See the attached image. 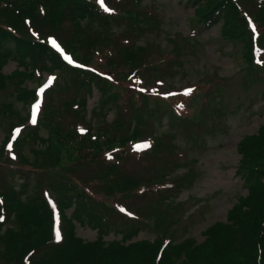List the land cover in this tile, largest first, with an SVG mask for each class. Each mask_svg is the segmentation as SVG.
I'll use <instances>...</instances> for the list:
<instances>
[{
	"label": "trees",
	"instance_id": "obj_1",
	"mask_svg": "<svg viewBox=\"0 0 264 264\" xmlns=\"http://www.w3.org/2000/svg\"><path fill=\"white\" fill-rule=\"evenodd\" d=\"M191 1L196 6L195 16L205 28L222 23L223 37L245 40V60L254 64L255 50L264 48V39L258 42L255 35L246 37L248 31L251 35V18L247 14L249 0ZM250 1L258 10V19L264 21V0ZM139 3L140 0H104V5L112 10L107 12L99 0H0V97L2 92L14 85L17 99L26 103L34 101L36 91L27 89L25 84L34 79L35 70H66L76 79L72 85L76 93L63 104L67 109L58 118L59 128L49 120H40L43 125L50 127V134L52 130L49 137H41L39 130H29L19 140L14 139L13 128L26 126L28 117L22 115L13 103L0 98V116L17 119L11 121L10 125L22 123L10 129L11 134L0 149L1 158L5 150L13 157L22 158L24 164L34 165L36 162L24 154L23 145L30 140L36 142L41 139L44 148L36 150L34 147L33 151L43 153L46 164L50 167L60 164L62 168L67 163L65 156L72 160V170L80 172L92 164H87L89 161L103 158L104 151H112L115 147V151H125L118 157L114 154L113 159L107 162L106 171L96 186H100V183L113 184L109 195L127 198L136 191L150 192L151 186L159 184L157 178L144 180L136 173L120 174L121 164L126 157L139 153L137 144L148 142L150 147L147 151L152 148L153 151L158 144L156 136L155 145L152 137L143 138L142 134L147 129L141 124L149 119V111L145 106H138L136 95L120 104V112L112 122H104L106 127L102 124V128H105L103 131L98 132L90 127L81 132L68 127L65 136L59 132L61 122L71 116L69 113L74 107H82L84 112L87 111L84 97H88L94 89L99 93L97 102H101V107L116 100L118 94L113 86L116 83L109 82L89 69L84 58L86 54L76 55L75 49L73 53L72 41L77 42L78 47L90 50L92 55L99 53L107 56L112 64L111 69H115L119 75L118 70L126 72L124 77L132 80L131 88L135 92L145 95L154 86L157 79L150 80L146 75L148 69L153 67L149 59L152 51L134 39L137 36L135 31L143 33L149 26V17H152L143 6H137ZM127 6H133L134 10L123 17L128 23V30L122 39L119 36L112 40L113 36L107 38L103 34L91 37L85 33L89 32L90 24L110 29L112 15L125 14L122 10ZM64 22H70L71 33L64 41V46L61 45L62 53L53 46L50 37L54 36L53 32L63 28ZM119 38L121 44L118 43ZM66 54L70 57L73 55V63L65 59ZM11 61L17 62L18 68L7 74L4 68ZM80 92L86 94L82 97V104L79 102ZM129 113L133 114L131 120L126 118ZM192 115L193 111L191 115H182L183 121ZM74 116L80 117L77 114ZM60 138L76 152L67 147L69 153L62 152L64 147L59 142ZM12 139L10 148L8 144ZM239 151L242 155L239 173L244 178L248 192L229 211L227 220L206 229L205 239L200 242L194 237L177 243L164 241V238L156 242L131 241L129 239L140 230L139 217L133 216L126 207L106 204L105 199L97 197L103 194L101 190H94L92 185L68 177V180L50 183V189L49 185L45 189L41 185L39 190L24 195L23 189L13 184L15 175L12 174L11 182H4L5 189L0 191V217H3L0 219V259L4 264H264V125H261L256 135L243 138ZM87 189L93 193L90 194ZM167 194L162 198L166 202L173 193ZM71 208L73 212L68 217L67 210ZM75 221L97 229V238L85 240L80 237L76 233ZM57 230L62 237L59 241L56 239ZM111 233L114 236L116 233L123 234L125 241L106 239L105 236Z\"/></svg>",
	"mask_w": 264,
	"mask_h": 264
},
{
	"label": "rangeland",
	"instance_id": "obj_2",
	"mask_svg": "<svg viewBox=\"0 0 264 264\" xmlns=\"http://www.w3.org/2000/svg\"><path fill=\"white\" fill-rule=\"evenodd\" d=\"M137 6H143L152 15L147 29L143 33L135 31L137 36L134 39L138 44L147 45L152 51L149 59L153 67L148 69L146 75L150 80L157 79L154 86L145 95L135 92L131 88L132 80L124 77L126 72L118 70L119 75L115 69H111L112 64L107 56L99 53L92 55L90 50L78 47L77 42L72 41L73 53L75 49L76 55L86 54L84 58L89 69L109 82L116 83L110 84L116 87L118 94L116 100L101 107V102H97L99 93L94 89L88 97H84L87 111L84 112L82 107H74L69 113L71 116L61 122L59 132L65 136L68 127L79 131H87L90 127L98 132L103 131L105 128H102V124L106 127L104 122H112L120 112V104L136 95L138 106H145L149 111V119L141 124L147 129L142 134L143 138L152 137L155 145L156 136L158 144L153 151V148L148 151L144 149L145 151L128 155L121 164L120 174L136 173V176L144 180L157 178L159 184L151 186L150 192L136 191L127 198L109 195L113 184L100 183V186H96L97 181L104 175L107 162L113 159L112 156L115 154L118 157L125 150L115 151L114 147L112 151H104L103 158L89 161L87 164H92L78 172L72 170L73 162L65 156L67 163L62 168L60 164H55V167L46 164L44 154L33 151L34 147L36 150L44 148L40 139L36 142L30 140L23 145L24 154L29 160L36 162L34 165H26L22 158H13L4 150L3 157H0V191L5 189L4 182H11L12 174L15 175L13 184L23 189L24 195L39 190L41 185H44V189L49 185L50 189V183L68 180V177L80 179L79 181L92 185L94 190H101L103 194L96 196L105 199L106 204L126 207L133 216L139 217L140 230L129 240L156 242L164 238V241L177 243L194 237L200 242L205 239L206 229L227 220L229 211L248 192L244 178L239 173L242 158L239 145L244 137L256 135L261 125H264V48L255 50L254 64L248 63L245 60L246 41L223 37L222 23L205 28L195 16L196 6L191 0H140ZM247 7V14L251 18V35L248 31L246 37L255 35L256 41L260 42V39H264V21L258 19V10L250 0ZM120 9L121 7L116 10ZM133 10V6H127L122 10L125 14L112 15L110 29L90 24L89 32L85 33L91 37L103 34L107 38L113 36L112 40L119 36L122 39V35L128 30V23L123 17ZM70 33V22H64L62 29L53 32L54 36L50 37V41L52 43L55 40L62 48ZM79 38L77 35V39ZM120 38L117 39L119 44ZM71 58L74 60L73 55ZM17 68V62L11 61L4 71L9 74ZM51 78L55 79L49 85ZM75 81V75L66 70H35L34 79L25 84L27 89L36 91L34 101L26 103L17 99L14 85L2 92L1 100L13 103L22 115L28 117L26 126L13 128L14 139L19 140L29 130H39L41 137H49L52 130L50 134V127L43 125L40 120H49L59 128L58 118L67 109L63 104L76 93L72 87ZM41 89L44 90L43 95ZM189 89L193 91L186 95ZM85 95L80 92L81 104ZM38 103L41 108L37 122L33 124L32 115ZM192 111V117L183 121L182 115H191ZM76 114L80 117L74 116ZM126 118L131 120L133 114L129 113ZM13 120L17 121L0 116V149L11 134L12 126L22 124L16 122L10 125ZM95 130L93 131L97 133ZM148 131L152 134H147ZM59 142L65 149L62 152L69 153L67 148L75 151L62 138ZM145 143L148 142L137 146ZM87 191L93 193L91 189ZM169 192L173 194L166 202L162 198ZM72 212V208L67 210L68 217H71ZM75 223L76 233L80 237L85 240L97 238V229L77 221ZM105 238L125 241L121 233H116L115 236L111 233ZM0 264H4L1 259Z\"/></svg>",
	"mask_w": 264,
	"mask_h": 264
},
{
	"label": "snow or ice",
	"instance_id": "obj_3",
	"mask_svg": "<svg viewBox=\"0 0 264 264\" xmlns=\"http://www.w3.org/2000/svg\"><path fill=\"white\" fill-rule=\"evenodd\" d=\"M99 2H100V4H101V6L104 7V10H105V11H107V12L112 11L110 8H108V7H106V6L104 5V0H99ZM52 44H53V46L56 47L59 51H61V52L63 51V49L60 48V46L57 44V42H56L55 40H52ZM65 59L68 60L69 63H73L71 57L65 56ZM54 79H55V78H51V79L49 80V85H51L52 80H54ZM43 91H44V90L41 89V95H43ZM192 91H193V90L189 89V90L186 91L185 94H186V95H190ZM181 107H182V106H181ZM40 108H41V105L38 103V104L35 106V109H34V112H33V115H32V123H33V124H35V123L37 122V115H38L39 112H40ZM83 131H85V130H84V129H81V132H83ZM17 134H19V130H17ZM9 147L11 148V145H9ZM149 147H150V144L145 143V144H143V145H139V146H137V150H138V151H142V150L147 149V148H149ZM13 158H15V157H13ZM122 211H123V209H122ZM0 219H3V217H0ZM56 239H57V241H59L60 239H62L59 230H57V232H56Z\"/></svg>",
	"mask_w": 264,
	"mask_h": 264
}]
</instances>
